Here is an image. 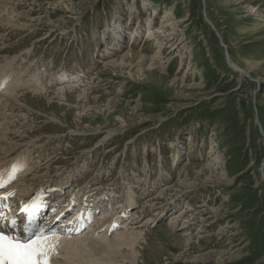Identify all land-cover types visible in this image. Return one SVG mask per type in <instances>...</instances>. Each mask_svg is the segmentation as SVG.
Wrapping results in <instances>:
<instances>
[{"label":"rangeland","instance_id":"1","mask_svg":"<svg viewBox=\"0 0 264 264\" xmlns=\"http://www.w3.org/2000/svg\"><path fill=\"white\" fill-rule=\"evenodd\" d=\"M24 6L31 16L21 19L34 20V28L0 32V65L16 56L15 72L28 79L10 90H46L23 98L27 106L14 108L19 115L12 117L28 121L20 127L26 136L13 134L15 140L38 138L28 149V184L37 190L52 180L70 192L94 179L112 196L130 189L135 203L117 222L153 219L137 236L115 237L116 230L108 241L88 243L99 257L89 255L94 264H264V0ZM159 36L171 39L160 43ZM223 43L248 75L231 68ZM129 51L126 66L105 65ZM33 69L40 73L32 87ZM77 72L78 84L54 92ZM64 244L47 249L54 264H93L89 251Z\"/></svg>","mask_w":264,"mask_h":264},{"label":"bare ground","instance_id":"2","mask_svg":"<svg viewBox=\"0 0 264 264\" xmlns=\"http://www.w3.org/2000/svg\"><path fill=\"white\" fill-rule=\"evenodd\" d=\"M29 1L30 0H0V32L3 33L1 34V36L4 35L5 33L8 34L10 32H15V34L16 33L25 34L27 33V31H30L29 29H31L33 26L29 25L30 23L28 22H30V20L34 22V20L30 19L29 21H26L25 19L23 20L21 19L23 16H25V14H28V17L31 16V14H29L28 11H23V10L21 11V9L25 7L24 4H26ZM212 24H210V26ZM116 37L120 38V41H122L121 38L123 39L126 36L123 34L122 31L121 32L119 31L117 32ZM159 38H160V43H164L165 41H169L171 39V38L169 39V37L167 38L166 36L162 39L159 36ZM158 53H161V52L159 51ZM133 54L134 52L129 51L125 55L122 56V59L107 62L105 65L107 66L108 64L112 63L115 66H119V65H121L122 67L126 66L127 63H125V59H124L125 56L131 57L133 56ZM152 58L153 60H155L157 56H153ZM17 61H18V58L14 56L10 60L5 62L6 63L5 65L3 66L0 65L1 66L0 67V87L4 88V91L0 92V101H1L0 102V184L3 185V187H0V197L6 196V195L8 196L7 200L1 201L0 203L7 204L8 209H10L4 213L3 220L0 221V231H3L8 235H19L21 240H24L26 237L29 239H34L39 235L43 243V246H44V251H46V255H44L45 254L44 253L39 256V259L41 260L42 264H44L45 261H47V264H54L58 262L57 258H56V261L54 258L53 259L51 258V260H49V256H52V255H49V253L47 254V249L49 251L54 250V244L56 242H58V246L60 242H64L66 245L70 246V247H65V250L66 249L76 250L78 253L79 252L82 253V251H85V252L91 251L90 249H87L88 243L108 241L109 240L108 238H111V237H108V235L114 231L116 232V230L120 232L117 234L115 233V237H127L131 235L137 236L143 233L147 228L150 227L149 224H151L153 221L152 216H149L148 220L146 219L147 221H145V223L140 222L139 224H137L135 222L134 224V222L132 223V221L129 223L125 221L122 224H119L117 222L119 221V219L125 216L127 208L131 206V204L135 203L134 202L135 194L132 196L131 192L129 191L130 189L126 191L125 193L122 190H119L118 192H115L116 191L115 190L114 191L115 194L112 196L113 191H110L111 193L103 192L108 187L102 188V185H103L102 182H100L99 185L92 184V182H94L93 181L94 179L91 180L90 183L86 187H84V189H81L79 187L80 182H81L79 181L76 184L78 191L71 190L70 192H68V189L65 191L63 190L62 192V187L59 188L60 186L55 184L54 183L55 181H52V180L43 182V184L37 187V190L34 189L35 191L32 189L33 186L31 187L28 184L27 177H29V174H25V173L27 172L29 173V171H32L33 169L32 164L30 162H28L27 164V158H28V152H29L28 149H30L33 145H35V143L38 141V138L34 136H31V137L28 136L27 138L25 137V139L22 138V140H15L17 136L15 135L13 136V134H18V137L20 134H22V137L26 136L25 135L26 130L23 129L21 131L20 127L25 126L23 124H26V122L28 121H22V122L15 123L13 122L14 120L12 121V117L19 115V113L16 114L17 113L16 109H20L22 107L27 106L23 102V98L26 99L31 94H37V93L41 94L46 90H44L43 87L33 89L28 92L27 91L16 92V90H10V88H12L13 86L14 88L18 87L19 84H21L22 87L27 86L26 82L28 79L26 80L22 77L21 71H19L18 74L15 72V68H16L15 66H16ZM227 61L229 65L231 66V68H233L235 71L238 72L239 70L240 74L248 75V72L244 68H242L240 65H238L231 58V56H229V52L227 56ZM117 63L118 65H116ZM157 63H158L157 60H155V64ZM39 73L40 72H38V70H34L32 72V75L34 76V78L28 81L30 82V86L33 87L36 81L39 80V75H38ZM32 75L27 76V77L31 78ZM78 75H79L78 72L76 74H69L68 77L71 78V80L65 81L64 82L65 85L59 86L58 88H56V91L54 92L63 93L64 91L69 90L72 87H74L73 85H74V82H76V80L78 79ZM128 75L129 77L133 76L130 71L128 72ZM58 80L59 78H57V76L55 75V81H58ZM19 87L22 88L20 85ZM2 102H4V104H1ZM14 108H16L15 109L16 111L14 110ZM51 118L57 120L54 114H53V117ZM122 121L124 125L125 121L124 120ZM109 136H106V138H108ZM49 137L55 138V135L50 134ZM62 174L64 175L65 173H62ZM263 174L264 172L262 173V176ZM84 178L86 179V177ZM59 181L61 183L62 179H60ZM59 181H56V182L59 183ZM64 185H67V183H65ZM28 186L31 188L29 189ZM171 189L172 187L169 189V186H168L164 190L169 191ZM58 191H61V192L58 193ZM9 194H12V195H9ZM37 195L41 196L40 201L43 205H45V209L40 211L38 214H34L33 220L31 222H27L26 218L22 217V215L19 212V209H20L19 201L22 200L26 204H30L34 200H36L35 196ZM113 199L115 201L117 200L116 206L118 205L119 206L118 207L113 206L111 210L109 211V213L106 212L105 210L102 211L103 206L105 204L107 205L112 204L111 202ZM154 199L155 198L151 196V198L149 197V199L145 203L150 206V204L153 203L152 201ZM146 209L148 208H144L145 211ZM133 211L139 213L140 209L136 208ZM14 216L20 217V219H18L16 228L11 227V225L8 223L13 219ZM149 219H152V221H150ZM87 227L89 229L85 230ZM25 228H27L28 230L24 231ZM56 228L62 231L66 230V232H63L64 234L61 232H57ZM82 228H83V231L85 230L83 234H81L83 232ZM42 229H43V232L41 231ZM58 246H55V247L59 248ZM74 246H76V248H73ZM89 252H87V254ZM89 255L90 256L92 255L91 252L86 257V258L89 257L88 258L89 261H92L96 257H98V256L95 257V255L94 256L92 255L94 259L92 257L91 259ZM62 260H59V261H62ZM100 261H101L100 262L101 264L105 263L104 260L102 259ZM85 262L87 263L88 261H85ZM96 263L98 264L99 261H97ZM67 264L69 263L67 262Z\"/></svg>","mask_w":264,"mask_h":264},{"label":"snow or ice","instance_id":"3","mask_svg":"<svg viewBox=\"0 0 264 264\" xmlns=\"http://www.w3.org/2000/svg\"><path fill=\"white\" fill-rule=\"evenodd\" d=\"M0 187H3V185L0 184ZM7 199V195L0 197V201ZM8 210L7 204L0 203V221L3 220V215ZM20 210L21 215L24 216L26 214L25 218L28 222H31L33 212L29 211L24 202H21ZM18 219H20V217L14 216L8 223L11 227L16 228ZM27 230V228L24 229V231ZM41 231L43 232V229ZM43 252L44 246L39 235L34 239L26 237L24 240H21L19 235H8L0 231V264H42L39 256ZM44 264H47V261H45Z\"/></svg>","mask_w":264,"mask_h":264},{"label":"water","instance_id":"4","mask_svg":"<svg viewBox=\"0 0 264 264\" xmlns=\"http://www.w3.org/2000/svg\"><path fill=\"white\" fill-rule=\"evenodd\" d=\"M206 20L210 23V24H212V22L207 18V16H206ZM213 25V24H212ZM218 35L220 36V38H221V35L218 33ZM223 45L225 46V48H226V55L228 56V50H227V47H226V45L223 43ZM238 72H240L239 70H238ZM260 128H261V130H262V126H261V124H260ZM263 132V131H262ZM264 172V166H263V169H262V173ZM263 178H264V174H263Z\"/></svg>","mask_w":264,"mask_h":264}]
</instances>
